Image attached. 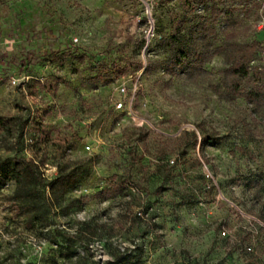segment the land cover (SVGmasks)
Returning a JSON list of instances; mask_svg holds the SVG:
<instances>
[{
  "label": "rangeland",
  "instance_id": "obj_1",
  "mask_svg": "<svg viewBox=\"0 0 264 264\" xmlns=\"http://www.w3.org/2000/svg\"><path fill=\"white\" fill-rule=\"evenodd\" d=\"M211 2L264 70V0H0V161L41 179L0 188V264H264V113L224 88L228 50L195 82L161 67Z\"/></svg>",
  "mask_w": 264,
  "mask_h": 264
},
{
  "label": "trees",
  "instance_id": "obj_2",
  "mask_svg": "<svg viewBox=\"0 0 264 264\" xmlns=\"http://www.w3.org/2000/svg\"><path fill=\"white\" fill-rule=\"evenodd\" d=\"M219 15L220 9L211 2L207 7L206 16L191 22L184 30L180 26L175 27L170 35L161 38L159 43L169 51L162 60L161 67L170 77L195 82L205 78L207 72L204 66L212 57L228 50L231 53L229 64L220 71V80L229 93L238 95L244 100L251 115L259 117L261 113H264V70L253 69L250 66V62L259 55V44L257 42L236 44L233 42L232 31L226 32L220 43H215V24ZM141 67L139 62L135 69L138 70ZM150 68L148 64L144 70ZM122 72L117 71L116 76ZM207 140L208 138L202 135L200 147ZM10 181L16 185H41L35 164L31 159L24 157L5 158L0 161V188ZM67 181L68 186H71L77 182V178L71 177ZM125 185L128 188L127 182ZM98 194L103 195V198H108L110 195L107 189L98 191ZM42 201L45 207L49 208L43 197Z\"/></svg>",
  "mask_w": 264,
  "mask_h": 264
},
{
  "label": "built area",
  "instance_id": "obj_3",
  "mask_svg": "<svg viewBox=\"0 0 264 264\" xmlns=\"http://www.w3.org/2000/svg\"><path fill=\"white\" fill-rule=\"evenodd\" d=\"M11 82L13 83L14 81L11 80ZM118 90H119L118 92H120L121 94L124 93V89H123V87H121V88L118 89ZM131 96H132V94H131ZM114 108H115L116 110L121 109V108H122V102H121L120 100H118V101L114 104ZM85 148L88 149V146H86ZM169 162H172V161H169ZM218 236H220V237H224V236H226V230H225L224 228L220 229V230L218 231ZM244 249H245V251H250V250H251V248H250L249 246H246Z\"/></svg>",
  "mask_w": 264,
  "mask_h": 264
}]
</instances>
